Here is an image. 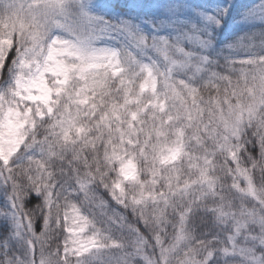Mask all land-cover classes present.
Wrapping results in <instances>:
<instances>
[{"label": "snow or ice", "instance_id": "snow-or-ice-1", "mask_svg": "<svg viewBox=\"0 0 264 264\" xmlns=\"http://www.w3.org/2000/svg\"><path fill=\"white\" fill-rule=\"evenodd\" d=\"M0 264H264V0H0Z\"/></svg>", "mask_w": 264, "mask_h": 264}]
</instances>
